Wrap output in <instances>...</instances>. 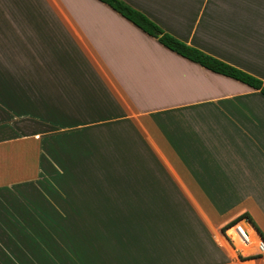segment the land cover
Wrapping results in <instances>:
<instances>
[{"label": "crops", "instance_id": "0c3cea01", "mask_svg": "<svg viewBox=\"0 0 264 264\" xmlns=\"http://www.w3.org/2000/svg\"><path fill=\"white\" fill-rule=\"evenodd\" d=\"M123 1L264 81V0ZM0 198V264H264L223 229L264 238V94L100 0H0Z\"/></svg>", "mask_w": 264, "mask_h": 264}, {"label": "trees", "instance_id": "16d2710c", "mask_svg": "<svg viewBox=\"0 0 264 264\" xmlns=\"http://www.w3.org/2000/svg\"><path fill=\"white\" fill-rule=\"evenodd\" d=\"M100 1L108 4L110 7H112L114 10L119 12L121 15H123L131 22H133L143 31L157 38L158 41L162 43L164 46L175 51L181 56L186 57L194 62H197L211 71L232 77L254 88H257L260 90L262 94H264V81L210 54H207L194 46L188 45L185 42L174 37L170 33L163 31L155 22L149 19L145 14L133 8L123 0H100ZM241 218H246L248 220V217L246 215L243 214L238 215L237 217L226 223L223 229H225L228 225ZM239 256L241 258L256 257V256H242L241 254Z\"/></svg>", "mask_w": 264, "mask_h": 264}, {"label": "built area", "instance_id": "2783aa9c", "mask_svg": "<svg viewBox=\"0 0 264 264\" xmlns=\"http://www.w3.org/2000/svg\"><path fill=\"white\" fill-rule=\"evenodd\" d=\"M225 230L233 233H227V236L234 248H243L246 251L244 256H263L264 255V239L251 225L247 223L246 218L238 219L228 225ZM235 238L239 244L235 243Z\"/></svg>", "mask_w": 264, "mask_h": 264}, {"label": "rangeland", "instance_id": "374dc122", "mask_svg": "<svg viewBox=\"0 0 264 264\" xmlns=\"http://www.w3.org/2000/svg\"><path fill=\"white\" fill-rule=\"evenodd\" d=\"M41 188H42V189H45L46 186L43 185V186L40 187V184H39L38 189H41ZM42 189H41V190H42ZM13 195H16V194H13ZM0 199H1V198H0ZM224 232L226 233L227 231L225 230ZM229 233H233V232L230 231ZM226 235H227V234H226ZM235 243H236V244H239V241H238L236 238H235ZM246 251H247V250H246ZM246 251L243 250V254L246 253Z\"/></svg>", "mask_w": 264, "mask_h": 264}]
</instances>
